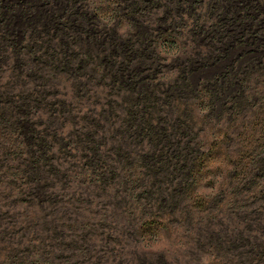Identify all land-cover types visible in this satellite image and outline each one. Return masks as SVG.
Returning a JSON list of instances; mask_svg holds the SVG:
<instances>
[{
  "label": "trees",
  "instance_id": "1",
  "mask_svg": "<svg viewBox=\"0 0 264 264\" xmlns=\"http://www.w3.org/2000/svg\"><path fill=\"white\" fill-rule=\"evenodd\" d=\"M71 3L0 29V264H264V52L189 78L264 0Z\"/></svg>",
  "mask_w": 264,
  "mask_h": 264
},
{
  "label": "rangeland",
  "instance_id": "2",
  "mask_svg": "<svg viewBox=\"0 0 264 264\" xmlns=\"http://www.w3.org/2000/svg\"><path fill=\"white\" fill-rule=\"evenodd\" d=\"M71 1L74 4L77 0H1L0 11H2L3 14L0 16V29L7 32L9 31L16 40L20 41L27 28L34 27L44 22V19L52 11H62L64 8L71 10ZM91 1L102 7L108 5L117 7L116 4L111 3L113 0ZM121 1L122 0H119V3ZM237 3L235 2V4ZM80 5L81 4L78 6L76 5L75 7L78 8ZM127 24L128 23L124 20L123 30L127 29L125 28ZM140 29L142 32H145L147 27L145 24H141ZM257 49H260V51H257ZM225 52V57L218 60L216 63L193 67V69H191L192 71L190 72L189 78L193 88L202 87L206 84L211 85L213 81L227 70H230L232 67H237L243 56H253L264 52V38L250 36L242 43L234 44L230 42L229 45L225 47ZM170 239L165 234H162L159 240L152 244V249H163L168 247L171 243Z\"/></svg>",
  "mask_w": 264,
  "mask_h": 264
}]
</instances>
